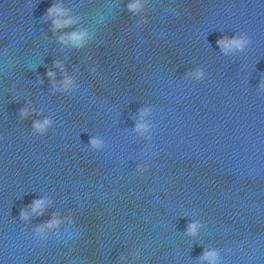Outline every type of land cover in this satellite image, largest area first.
Instances as JSON below:
<instances>
[{"label": "water", "instance_id": "obj_1", "mask_svg": "<svg viewBox=\"0 0 264 264\" xmlns=\"http://www.w3.org/2000/svg\"><path fill=\"white\" fill-rule=\"evenodd\" d=\"M54 2L0 0V264H208L206 248L264 264V0H148L142 27L133 0H63L79 23L61 32L94 31L82 49L43 19ZM238 32L252 44L223 55L217 40ZM56 59L76 91H50ZM199 66L204 81L184 78ZM29 102L56 121L43 136L19 117ZM147 105L151 140L134 131ZM40 197L44 214L22 221ZM55 212L75 223L36 237Z\"/></svg>", "mask_w": 264, "mask_h": 264}, {"label": "clouds", "instance_id": "obj_2", "mask_svg": "<svg viewBox=\"0 0 264 264\" xmlns=\"http://www.w3.org/2000/svg\"><path fill=\"white\" fill-rule=\"evenodd\" d=\"M127 9L134 14H136L139 19L136 21L138 27H142L149 23V17L146 14L148 9V0H133V2L127 4ZM72 10L66 7L63 0H57L54 2L44 15L45 21H51L52 32L57 35L58 40L64 45H71L74 48L82 49L86 47L89 42L94 37V31L89 27H76L72 31L61 32L62 29L70 28L79 23V17L71 14ZM144 13V14H142ZM252 38L246 32L236 33L233 36L223 35L217 40V45L221 53L225 56L233 55L236 53H244L248 50L249 46L252 44ZM10 49L5 48L4 53L7 55ZM86 60H91L92 57L88 56ZM54 69H59L58 73ZM90 71L96 73L97 66L91 67ZM79 72V68H77ZM47 77L51 81L50 91L53 94L57 93H72L78 88L77 76L70 74L66 64L61 59H56L53 62V68L47 70ZM185 79H190L196 82H202L206 78V70L203 66L196 67L195 69L188 70L185 75ZM43 78L39 79V83L43 84ZM259 91L264 92V79H261L259 86ZM43 108H36L32 106L31 102L27 103L24 107L19 110V117L21 120H26L32 115H36L38 118L32 123V133L34 135L43 136L55 125V119L52 115H44ZM154 111L153 106L147 105L139 110V119H137L134 131L146 139H152V128L153 124L146 117H150ZM42 117V118H39ZM3 136H0V140ZM105 139L99 135H93L90 138L89 146L91 149L100 151L105 148ZM148 165L141 163L137 165V172L143 174L148 170ZM51 203L47 197H40L34 199L30 205L21 209L19 218L22 221H30L31 217L35 215L42 216L44 214L45 208ZM74 224L75 218L73 215L64 216L60 212L53 213L52 219L46 221L45 223L39 224L34 228L35 236L38 238L46 239L50 232L60 233L62 225L65 223ZM203 223L200 220H192L186 230V234L189 236H197L203 227ZM140 251L136 250L134 252V257L136 259L140 258ZM127 259V256H121L120 260L123 262ZM201 262L207 261L208 264H223V259L221 257L220 251L218 249H205L203 254L199 257Z\"/></svg>", "mask_w": 264, "mask_h": 264}]
</instances>
